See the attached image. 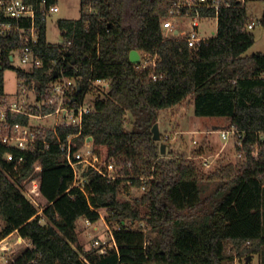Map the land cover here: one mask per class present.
Here are the masks:
<instances>
[{
  "label": "trees",
  "instance_id": "1",
  "mask_svg": "<svg viewBox=\"0 0 264 264\" xmlns=\"http://www.w3.org/2000/svg\"><path fill=\"white\" fill-rule=\"evenodd\" d=\"M175 1L81 0L79 19L58 22L60 44L47 40V15L39 14L35 50L43 65L19 68L18 76L42 97L63 69L79 79L77 100L91 90V80L108 81V91L84 115L77 141L93 137L98 167L114 163L119 176L110 183L89 168L86 194L73 187L74 170L52 130L45 132L55 142L49 147L39 142L20 151L0 142V241L17 232L29 242L6 264H249L257 256L264 264V53L245 55L255 44L247 29L254 16L223 9L217 35L190 48L180 38H164L162 22ZM18 39L0 35L1 97L8 96L4 71L12 67L8 55ZM132 50L152 63H131ZM189 98L198 117L223 118L243 134L237 147L242 156L210 176L185 156L162 154L153 139L160 112ZM29 120L7 116L10 125ZM57 131L67 140L78 129ZM9 151L15 161L24 158L18 171L15 161L5 159ZM36 164L42 170L33 174ZM27 178L36 183L42 214L20 187ZM101 209L107 223L118 225L112 232L116 247L104 254L82 247L76 229L80 218L98 222Z\"/></svg>",
  "mask_w": 264,
  "mask_h": 264
},
{
  "label": "built area",
  "instance_id": "2",
  "mask_svg": "<svg viewBox=\"0 0 264 264\" xmlns=\"http://www.w3.org/2000/svg\"><path fill=\"white\" fill-rule=\"evenodd\" d=\"M257 1L264 2V0H177L169 9V17L162 22L164 38H180L188 43L190 48H196L217 35L219 15L223 9L247 10L249 14L254 16L247 29L254 31L257 26L264 25V14L257 17L249 11L250 5ZM89 11L93 12V9L90 8ZM57 12H59L58 3L48 6L47 0H41L37 3H28L26 0H0V35L18 34L19 37L18 46L9 51L8 56L11 64L18 59L26 71H32V69L43 65L42 58L35 50L39 39L38 16L43 13L48 18ZM210 20L216 21V31H210V35H202L200 33L202 22ZM66 44L69 45L71 42L68 41ZM1 52L0 49V58ZM56 63L57 61H54V64ZM150 63L152 62L142 60L140 64L141 67H145ZM154 78L156 79V76ZM107 83L108 81L104 79L91 80V88L105 87ZM78 86H80L79 79L66 75L62 69L55 80L49 84L46 96L39 97V94L34 91L31 98L29 89L22 80L20 90L13 100L8 96L6 98L0 96V142L9 148L20 151L33 150L39 142L49 147L55 142L46 139L45 132L52 130L57 137L56 143L60 146L64 158L74 170L73 187L79 188L87 194V187L90 182L87 175L89 168H95L102 172L110 183L114 182L119 175L114 163H109L106 170H101L98 167L99 157L93 149V140L90 141V137L87 136L82 144L77 141L82 132L84 115L93 110L95 98L101 96V91L92 94L90 90L83 95L82 100H77L75 93H78ZM89 95H92L93 100L88 99ZM9 113L27 116L30 120L26 124L15 123L10 125L7 121ZM60 127H73L78 129V132L69 135L67 140H63L57 131ZM218 132L223 141L227 142L232 139L237 147L242 145L243 134L236 127L222 128ZM241 156L242 154L239 153V157ZM5 159L8 162L15 161L14 153L12 151L7 152ZM23 163L24 158H18L15 161L14 170L18 171ZM41 170L40 164H36L34 172L37 173ZM145 188L144 184L141 190L143 191ZM28 199L39 208V214H42L43 208L39 207L34 196ZM87 222L91 224L90 221L87 220ZM139 227L145 226L140 224ZM3 242L6 241L3 239L0 244ZM112 247H116L113 239L108 246L105 244L96 246L101 254H104L107 248ZM2 249L0 248V251Z\"/></svg>",
  "mask_w": 264,
  "mask_h": 264
},
{
  "label": "rangeland",
  "instance_id": "3",
  "mask_svg": "<svg viewBox=\"0 0 264 264\" xmlns=\"http://www.w3.org/2000/svg\"><path fill=\"white\" fill-rule=\"evenodd\" d=\"M59 12L52 14L47 18V40L53 44L64 42L62 31L58 25L59 20H77L81 17V0H58ZM250 13L257 17L264 14V2L257 1L249 7ZM217 29L215 20L203 21L200 33L210 35V31ZM255 34V44L251 46L245 53L246 56H251L256 53H264V25L257 26L253 31ZM23 69L24 66L16 59L12 63V67L4 71L5 91L8 97L13 100L20 90L22 80L18 76L17 69ZM109 89V83L105 87L91 88L92 94H97L101 91L103 95ZM29 93L32 98L34 89L29 88ZM92 99V95L88 96ZM91 100V101H92ZM161 141L157 142L161 148L165 144V154L169 156L179 155L185 156L187 159L194 161L204 176H210L222 166L235 163L240 157L234 140L227 142L223 141L219 130L229 128L225 126L228 123L223 118L198 117L195 114L193 98H189L183 103L162 110L158 118ZM35 172H33L34 174ZM208 191L213 189L214 184L204 181L202 183ZM24 194L30 198L36 193V183H31L29 178L25 179L21 184ZM133 195L135 192L132 193ZM138 194V192L136 193ZM123 199H128V196L123 195ZM101 219L96 223L88 224L87 220L80 218L77 221L78 243L86 250L96 248L98 245H109L112 241L111 232L117 228V222L107 223V211L99 210ZM2 222L0 221V231ZM20 236L14 235L10 240L0 244V264H6L11 258L16 255L23 247L29 244L27 240L17 243ZM12 246V247H11ZM7 248V251L4 250ZM233 264H246L236 259ZM249 264H260L259 257L250 259Z\"/></svg>",
  "mask_w": 264,
  "mask_h": 264
},
{
  "label": "water",
  "instance_id": "4",
  "mask_svg": "<svg viewBox=\"0 0 264 264\" xmlns=\"http://www.w3.org/2000/svg\"><path fill=\"white\" fill-rule=\"evenodd\" d=\"M130 61L133 64H140L141 63L142 56H141V54H140V52L138 50H132L130 52ZM56 77H57V73H55V78ZM80 92H81V86H78V93H80ZM152 131H153V134H154L153 139L155 141H157V142H160L161 141V135H160V130H159V124L158 123H156L154 125ZM89 139L91 141V140H93V137H90ZM165 149H166L165 148V144H162L161 145V153L162 154H165V152H166Z\"/></svg>",
  "mask_w": 264,
  "mask_h": 264
},
{
  "label": "crops",
  "instance_id": "5",
  "mask_svg": "<svg viewBox=\"0 0 264 264\" xmlns=\"http://www.w3.org/2000/svg\"><path fill=\"white\" fill-rule=\"evenodd\" d=\"M225 126H227V125H225ZM14 235H17V232H15V233L11 234L10 236L6 237V238L4 239V241H8V240H10V238H12ZM17 241H18L17 243H19V241H23V239L19 237ZM19 244H22V243H19ZM11 247H12V246H11ZM6 251H7V249H6Z\"/></svg>",
  "mask_w": 264,
  "mask_h": 264
}]
</instances>
